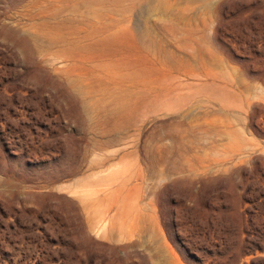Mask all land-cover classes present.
Instances as JSON below:
<instances>
[{"label": "rangeland", "instance_id": "rangeland-1", "mask_svg": "<svg viewBox=\"0 0 264 264\" xmlns=\"http://www.w3.org/2000/svg\"><path fill=\"white\" fill-rule=\"evenodd\" d=\"M0 264H264V0H0Z\"/></svg>", "mask_w": 264, "mask_h": 264}]
</instances>
